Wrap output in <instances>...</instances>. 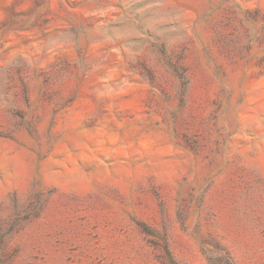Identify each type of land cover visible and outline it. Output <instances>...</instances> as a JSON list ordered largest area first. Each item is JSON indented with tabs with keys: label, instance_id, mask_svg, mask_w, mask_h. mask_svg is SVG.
Returning <instances> with one entry per match:
<instances>
[{
	"label": "rangeland",
	"instance_id": "rangeland-1",
	"mask_svg": "<svg viewBox=\"0 0 264 264\" xmlns=\"http://www.w3.org/2000/svg\"><path fill=\"white\" fill-rule=\"evenodd\" d=\"M0 264H264V0H0Z\"/></svg>",
	"mask_w": 264,
	"mask_h": 264
}]
</instances>
